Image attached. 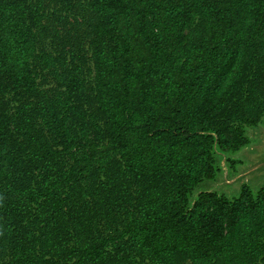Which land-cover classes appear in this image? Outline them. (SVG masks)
<instances>
[{
	"label": "trees",
	"instance_id": "1",
	"mask_svg": "<svg viewBox=\"0 0 264 264\" xmlns=\"http://www.w3.org/2000/svg\"><path fill=\"white\" fill-rule=\"evenodd\" d=\"M263 119L264 0H0V264H264Z\"/></svg>",
	"mask_w": 264,
	"mask_h": 264
},
{
	"label": "rangeland",
	"instance_id": "2",
	"mask_svg": "<svg viewBox=\"0 0 264 264\" xmlns=\"http://www.w3.org/2000/svg\"><path fill=\"white\" fill-rule=\"evenodd\" d=\"M250 143L231 155L233 166L222 158L217 181L205 182L202 190L216 191L229 198L238 197L244 185L257 192L264 186V119L248 131Z\"/></svg>",
	"mask_w": 264,
	"mask_h": 264
}]
</instances>
